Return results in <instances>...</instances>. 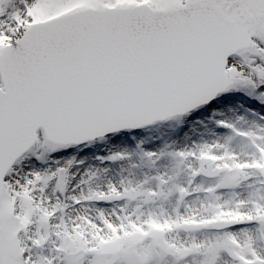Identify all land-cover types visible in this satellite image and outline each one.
<instances>
[{"label": "snow or ice", "instance_id": "obj_1", "mask_svg": "<svg viewBox=\"0 0 264 264\" xmlns=\"http://www.w3.org/2000/svg\"><path fill=\"white\" fill-rule=\"evenodd\" d=\"M0 264H264V0H0Z\"/></svg>", "mask_w": 264, "mask_h": 264}]
</instances>
